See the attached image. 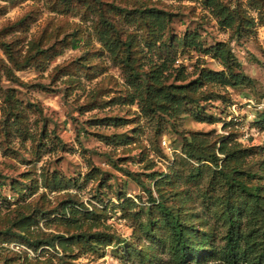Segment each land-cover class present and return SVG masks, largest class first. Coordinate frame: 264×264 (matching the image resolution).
Segmentation results:
<instances>
[{
    "label": "rangeland",
    "instance_id": "rangeland-1",
    "mask_svg": "<svg viewBox=\"0 0 264 264\" xmlns=\"http://www.w3.org/2000/svg\"><path fill=\"white\" fill-rule=\"evenodd\" d=\"M221 1L240 13L231 27L202 0H0V264H178L161 203L186 227L184 264H227L231 219L264 217V0ZM148 7L163 28L142 19ZM190 33L225 42L250 80L203 85L169 116L140 70L166 59L178 83L176 68L184 81L225 68L184 45ZM69 200L82 203L72 220ZM55 233L68 239L35 247Z\"/></svg>",
    "mask_w": 264,
    "mask_h": 264
},
{
    "label": "trees",
    "instance_id": "trees-1",
    "mask_svg": "<svg viewBox=\"0 0 264 264\" xmlns=\"http://www.w3.org/2000/svg\"><path fill=\"white\" fill-rule=\"evenodd\" d=\"M202 3L213 12L218 23L223 26L231 27L236 20L240 21L241 19L238 10L230 8L221 0H202ZM138 11L146 24H152L157 29L164 27L166 23L165 12L155 7L141 8ZM104 24H106V28L100 31V40L104 42L111 52L115 53V48L121 40L118 36L111 39L110 31H118L114 24L106 18H104ZM187 35H191V37ZM194 35V33L184 35L181 39L183 44L187 46L198 45V49L206 53H211L212 57L218 59L225 68L219 70L199 68L197 75L187 81H184L186 74L183 70L176 68L174 80H180L178 83L167 82V77L172 72L168 71L166 59L159 63H154L149 71L140 70L147 79L145 83V98L148 100L151 109L172 116V112L177 113L183 103L196 102L197 97L194 96V93L199 92L203 85L219 84L223 86H237L250 80L243 72L234 71L233 68L236 65L235 57L231 48L225 42L218 41L208 48H201V43L194 40ZM124 42H126L127 51L130 52L131 40ZM127 57L129 56H126L125 61L128 63ZM128 65L131 68L130 75L141 73L138 70L135 71L132 64L130 65L128 63ZM207 97L206 93L198 94V100L200 98L206 99ZM219 149L222 150L221 148ZM81 205V202H64L61 208L62 214L64 216L68 215V218L70 217L72 220L75 212H78L80 209L78 206ZM161 205L163 211L166 213V221L172 232L171 250L173 258L178 264H184L188 257L193 255V246L188 243L186 237V227L179 220L177 214L171 212L164 203H161ZM41 213L47 217L50 216L48 210H42ZM225 238V243L221 247V250H219L217 257L222 262L227 264H236L238 262L245 264H264V217H258L253 223L249 222L245 228L240 227L239 223L231 219L230 227L227 230ZM67 239L68 237L65 238L62 234H49L43 239L36 238L35 247L38 248L41 245L54 247L56 244Z\"/></svg>",
    "mask_w": 264,
    "mask_h": 264
}]
</instances>
